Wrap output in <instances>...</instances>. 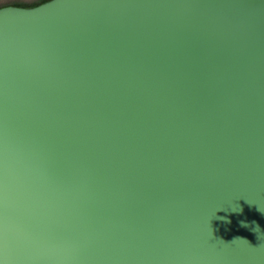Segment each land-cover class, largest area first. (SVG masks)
<instances>
[{
    "label": "water",
    "instance_id": "obj_1",
    "mask_svg": "<svg viewBox=\"0 0 264 264\" xmlns=\"http://www.w3.org/2000/svg\"><path fill=\"white\" fill-rule=\"evenodd\" d=\"M0 264H264V0L0 8Z\"/></svg>",
    "mask_w": 264,
    "mask_h": 264
},
{
    "label": "rangeland",
    "instance_id": "obj_2",
    "mask_svg": "<svg viewBox=\"0 0 264 264\" xmlns=\"http://www.w3.org/2000/svg\"><path fill=\"white\" fill-rule=\"evenodd\" d=\"M39 0H0V7L7 6V5H14V4H25L31 5Z\"/></svg>",
    "mask_w": 264,
    "mask_h": 264
},
{
    "label": "trees",
    "instance_id": "obj_3",
    "mask_svg": "<svg viewBox=\"0 0 264 264\" xmlns=\"http://www.w3.org/2000/svg\"><path fill=\"white\" fill-rule=\"evenodd\" d=\"M47 1H50V0H39L38 2L34 3V4H31V5H25V4H14V5H7V6H15V7H23V8H32V7H35V6H38L42 3H45ZM3 7H6V6H3ZM2 8V7H0Z\"/></svg>",
    "mask_w": 264,
    "mask_h": 264
}]
</instances>
